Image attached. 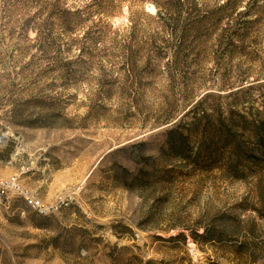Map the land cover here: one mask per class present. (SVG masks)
Wrapping results in <instances>:
<instances>
[{"label":"rangeland","instance_id":"1","mask_svg":"<svg viewBox=\"0 0 264 264\" xmlns=\"http://www.w3.org/2000/svg\"><path fill=\"white\" fill-rule=\"evenodd\" d=\"M20 172L72 201L0 208V264H264V0H0Z\"/></svg>","mask_w":264,"mask_h":264},{"label":"built area","instance_id":"2","mask_svg":"<svg viewBox=\"0 0 264 264\" xmlns=\"http://www.w3.org/2000/svg\"><path fill=\"white\" fill-rule=\"evenodd\" d=\"M21 173L7 177L0 176V208L8 209L16 203L15 211L25 217L30 213L48 216L69 207L72 201L69 196H58L50 203L43 202L34 190L26 188L21 183Z\"/></svg>","mask_w":264,"mask_h":264},{"label":"trees","instance_id":"3","mask_svg":"<svg viewBox=\"0 0 264 264\" xmlns=\"http://www.w3.org/2000/svg\"><path fill=\"white\" fill-rule=\"evenodd\" d=\"M184 115H182L181 117H179L175 122H173L171 125L174 126V127H171V128H167L165 131L169 134H176V135H181V131H180V125H181V122H182V117ZM199 119H206L207 118V115L206 114H202L198 117ZM198 119V120H199ZM222 130V129H221ZM216 130L214 131V134L216 135L217 139L219 140V143L222 144L223 146L226 144V142L229 140L230 138V134L229 133H223V130ZM171 148H174V144L171 143Z\"/></svg>","mask_w":264,"mask_h":264},{"label":"bare ground","instance_id":"4","mask_svg":"<svg viewBox=\"0 0 264 264\" xmlns=\"http://www.w3.org/2000/svg\"><path fill=\"white\" fill-rule=\"evenodd\" d=\"M9 136H10V132L3 133L1 135V139L2 140H6ZM192 254H193L194 257L198 256V252L195 250V248H192Z\"/></svg>","mask_w":264,"mask_h":264}]
</instances>
